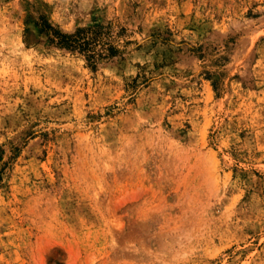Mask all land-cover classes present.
<instances>
[{"label":"rangeland","instance_id":"obj_1","mask_svg":"<svg viewBox=\"0 0 264 264\" xmlns=\"http://www.w3.org/2000/svg\"><path fill=\"white\" fill-rule=\"evenodd\" d=\"M0 264H264V0H0Z\"/></svg>","mask_w":264,"mask_h":264},{"label":"trees","instance_id":"obj_2","mask_svg":"<svg viewBox=\"0 0 264 264\" xmlns=\"http://www.w3.org/2000/svg\"><path fill=\"white\" fill-rule=\"evenodd\" d=\"M31 25L38 28L39 34L46 35L50 45L83 55L93 70L97 68L99 60L112 58L123 52L110 39V30L100 24L78 27L74 32H65L45 15H40L38 20L26 21V32L30 30ZM214 87L217 90L215 81Z\"/></svg>","mask_w":264,"mask_h":264}]
</instances>
